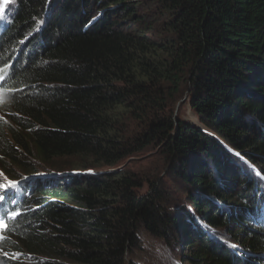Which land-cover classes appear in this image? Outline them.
Masks as SVG:
<instances>
[{
  "label": "trees",
  "instance_id": "trees-1",
  "mask_svg": "<svg viewBox=\"0 0 264 264\" xmlns=\"http://www.w3.org/2000/svg\"><path fill=\"white\" fill-rule=\"evenodd\" d=\"M90 2L107 10L93 19ZM50 4L0 5V183L18 185L0 188V264H128L139 235L166 243L178 231L187 264H264V195L230 159L264 175V0ZM184 91L200 129L173 119ZM153 145L190 185V212L118 169ZM212 229L245 238L242 249Z\"/></svg>",
  "mask_w": 264,
  "mask_h": 264
},
{
  "label": "rangeland",
  "instance_id": "rangeland-1",
  "mask_svg": "<svg viewBox=\"0 0 264 264\" xmlns=\"http://www.w3.org/2000/svg\"><path fill=\"white\" fill-rule=\"evenodd\" d=\"M6 1L7 0H0V5L1 6L4 5ZM54 1L55 0H50L51 2L50 5H52ZM141 1L146 2L148 0H141ZM106 8L107 7H105L103 4L90 2V5H88L87 10L88 13L93 17V19H98L101 12L107 10ZM149 20H150L149 24H152L158 28L160 27L159 22L153 21L151 19ZM118 21L120 22L123 21L122 16H119ZM123 25L126 26H123L122 28L127 30V26L131 24L123 23ZM140 28L141 26L138 25L133 26L132 29L128 27L129 31L132 33H136ZM146 35L147 37H150V34H146ZM191 96H192L191 92L189 91L183 92L182 98L179 100V102L175 105L173 109L172 116L175 121L178 119L186 124L189 123L190 125H193L200 129L202 128V125L199 121V118L192 110ZM131 132L133 133V130ZM136 134L137 132H135L134 136ZM209 135H211L212 138H214L215 140L220 141L219 138H215V135L211 133H209ZM128 142L131 144L132 140L129 139ZM234 155L235 157H230V159L232 158V160L234 161L235 167L238 168L239 165L242 164L245 166L246 169V171L243 174H240V178L244 180L245 183L248 184V187H249V183H252L251 193L262 199V197L259 196V194L264 195V175L261 174L259 170L256 169L253 165H251V163H248L246 159H243L238 153H234ZM245 163L246 164L248 163V165H245ZM119 168L126 169L127 171L134 173V175L139 180L141 185L144 184L143 181L150 182L152 186L156 189L158 196L162 198L160 200V203L168 207L169 211L175 212V214H179L180 212H182L181 214H183L184 210L190 212L188 208L189 201L187 199V196L190 192L193 193V191H191L189 184L185 182L182 183L183 179H180L178 177L183 175L174 172L173 169H171L170 156L168 153H166L163 150L162 146L160 147H156L154 145L147 146L142 151L136 152L133 156L125 159L120 164L118 169ZM108 171L109 170H106V172ZM249 172H251L253 176L250 175ZM64 173L76 174L75 172L71 173V170ZM182 173H184V171ZM11 182H15V181H11ZM0 185L6 187L9 185V183L4 182V184L0 183ZM163 186L170 187L169 190L165 188L164 195L160 190V187ZM147 189H148L147 183L145 182L144 187L140 191V193L145 194L147 192ZM245 192H247V185ZM196 193L194 195H196ZM231 193L234 195L235 190H232ZM245 195L247 196L248 193H246ZM170 198L172 199L170 200ZM248 202L249 200H246V202L244 203H248ZM228 210L229 209H227V211ZM242 210L243 209L240 208L239 204H237L228 212L229 214H231L232 217L233 216L236 217L240 215V212ZM226 212L224 213L225 216L227 214ZM250 213L252 219L255 220L256 217L254 216L253 211H251ZM248 225L254 228L257 227L255 225L258 224L252 221L251 223H248ZM210 232L215 241L221 242L223 246L227 247L231 251L236 252L237 249H242L241 248V246H243L242 242L244 241L245 238L243 237L241 238L240 236L237 235L232 236L231 234L224 232V230L222 229L217 232L212 229ZM174 237L175 240L173 242L169 240V242L165 243L163 241L158 242L156 240L147 238L143 235H139L138 241L140 242V249H137L136 252L134 251L132 254L129 255L127 260L128 264H187L186 259H183V257L190 254L192 243H190V241L187 242L186 238L182 233H180V231L175 232ZM242 257H245V255H242Z\"/></svg>",
  "mask_w": 264,
  "mask_h": 264
},
{
  "label": "snow or ice",
  "instance_id": "snow-or-ice-1",
  "mask_svg": "<svg viewBox=\"0 0 264 264\" xmlns=\"http://www.w3.org/2000/svg\"><path fill=\"white\" fill-rule=\"evenodd\" d=\"M18 185L14 182H10L9 185L7 186V189H12V188H15L17 187ZM5 186L3 185H0V188H3ZM6 195H7V190L3 193V194H0V201H3L5 198H6ZM5 225L0 223V228H4Z\"/></svg>",
  "mask_w": 264,
  "mask_h": 264
},
{
  "label": "clouds",
  "instance_id": "clouds-1",
  "mask_svg": "<svg viewBox=\"0 0 264 264\" xmlns=\"http://www.w3.org/2000/svg\"><path fill=\"white\" fill-rule=\"evenodd\" d=\"M17 188V187H16ZM2 189V188H1ZM15 202V201H14Z\"/></svg>",
  "mask_w": 264,
  "mask_h": 264
},
{
  "label": "bare ground",
  "instance_id": "bare-ground-1",
  "mask_svg": "<svg viewBox=\"0 0 264 264\" xmlns=\"http://www.w3.org/2000/svg\"><path fill=\"white\" fill-rule=\"evenodd\" d=\"M5 216H7V215H5Z\"/></svg>",
  "mask_w": 264,
  "mask_h": 264
}]
</instances>
